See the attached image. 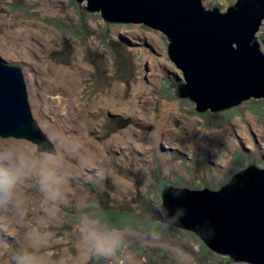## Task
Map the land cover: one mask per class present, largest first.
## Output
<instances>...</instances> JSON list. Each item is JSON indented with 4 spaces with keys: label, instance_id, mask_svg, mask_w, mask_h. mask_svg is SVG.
I'll list each match as a JSON object with an SVG mask.
<instances>
[{
    "label": "rangeland",
    "instance_id": "obj_1",
    "mask_svg": "<svg viewBox=\"0 0 264 264\" xmlns=\"http://www.w3.org/2000/svg\"><path fill=\"white\" fill-rule=\"evenodd\" d=\"M201 1L224 10L234 0ZM256 34H264V20ZM166 47L162 31L142 22H105L77 0H0V57L22 67L34 116L56 147L41 151L30 140L0 136V154L10 150L25 172L17 199L0 204V264L44 256L46 264H57L65 255L64 264H72L81 253L76 264H251L228 262L194 232L147 219L141 209L157 207L166 183L217 188L249 161L264 166V95L196 111L194 101L169 87L184 78ZM158 128L165 132L154 143ZM216 132L224 137L214 142ZM77 136L101 148L92 166L70 147ZM113 138L116 144L104 147ZM59 152L76 174L53 173L69 178L78 198L44 182V158ZM84 218L107 232L104 244H84L86 256L75 232ZM35 231L45 243L28 241Z\"/></svg>",
    "mask_w": 264,
    "mask_h": 264
},
{
    "label": "water",
    "instance_id": "obj_2",
    "mask_svg": "<svg viewBox=\"0 0 264 264\" xmlns=\"http://www.w3.org/2000/svg\"><path fill=\"white\" fill-rule=\"evenodd\" d=\"M105 22H142L162 31L167 54L184 80L169 87L195 102V110L232 107L264 95V0H234L224 10L201 0H77ZM86 2L85 4H83ZM259 37V40H258ZM0 136L34 142L56 152L34 116L25 73L0 57ZM156 205L141 204L147 219L194 232L226 261L264 264V166L254 161L235 170L217 188L166 183ZM225 261V262H226Z\"/></svg>",
    "mask_w": 264,
    "mask_h": 264
},
{
    "label": "bare ground",
    "instance_id": "obj_3",
    "mask_svg": "<svg viewBox=\"0 0 264 264\" xmlns=\"http://www.w3.org/2000/svg\"><path fill=\"white\" fill-rule=\"evenodd\" d=\"M32 32H33V34H36V31L35 32L32 31ZM27 41L30 43V39H27ZM33 46L35 47V44H33ZM4 53L6 54V56L12 54L11 52H8V51H5ZM28 59H30V58H28ZM256 97H258V96H256ZM71 106H72L73 110H75V107H73L72 104H71ZM75 114H77L76 110H75ZM254 126H255V124H254ZM46 128L48 129L47 125H46ZM162 129L163 128H158L153 133V139H154L153 142L154 143H158L159 139L162 138V135L165 132ZM169 132L170 131L165 133L166 134L165 137L166 138L168 137L169 139L170 138L171 139L174 138L173 134L169 133ZM220 132H216L215 134L211 133V135L213 137L212 140L214 142H216L218 139H221L222 137H224ZM55 133H56V131H55ZM56 136H58V135H56ZM69 140H70V138H69ZM115 142H116L115 138L110 139V140L105 142L104 147L106 146L107 148H109L111 146H114L116 144ZM117 143H119V142H117ZM70 147L72 149H74V153L76 151V153H79L81 155V156L79 155L80 156V161L83 164L88 165V166H92L93 164H95L96 161L98 160V158L101 157V148L95 142L91 141L89 138H85L84 139V137L77 136L75 138V140L70 144ZM58 150L60 151L59 147H58ZM28 153H29L28 150L21 153L22 160L28 158V156H29ZM57 154L58 155L49 154V155L45 156V158H44V162L42 164V168L43 169L41 170L42 171L41 174L43 175L44 182L46 184L47 183H50V184L53 183L56 186V189H57L58 192L64 193L67 196L68 195H76L77 194L78 195L77 198L80 197V195H79L80 193L78 191L75 194L74 188L71 187V185H70L69 178H67V177H65V178L64 177H58V176H56L53 173L54 171L59 170L60 168H63L64 172L67 175L76 174L75 166L72 165V164H69L68 162L65 161V159H63L61 156H59L60 152L57 153ZM97 164H99V163H97ZM85 165H84V167H85ZM119 179H120V181L125 182V180L123 178H119ZM39 208H42V206H39ZM42 210L44 212H46V213H52L51 210H48L45 207H43ZM75 232H76L78 244H79V246H81V249H83V251H84V248H86V246H84V244H87L89 242L90 243L95 242V243H97L99 245H102V244H104L106 242L107 236H105V234H107V232L101 231L100 227L97 225V223L92 222L91 220H88L86 218H84V220L82 221L79 229H77ZM43 237H44V235L41 234V232H39V231L36 232L35 231V232L30 233L29 238H27V239H28L29 242L37 245V244H41V243L43 244V242L44 243L46 242L45 238H43ZM85 251H87V250H85ZM85 251H84V254L86 256ZM66 258L67 257L65 255L63 260L56 261V263L57 264H64L66 262V260H67ZM80 258H83V254L82 253L78 256V258L72 259V264H76V262L78 260L80 261ZM47 260H48V256H44V257L39 258V259H37V258H28L27 260H24L20 264H46L48 262ZM136 262L138 264H142L140 261H136Z\"/></svg>",
    "mask_w": 264,
    "mask_h": 264
},
{
    "label": "clouds",
    "instance_id": "obj_4",
    "mask_svg": "<svg viewBox=\"0 0 264 264\" xmlns=\"http://www.w3.org/2000/svg\"><path fill=\"white\" fill-rule=\"evenodd\" d=\"M4 160L9 163L4 165ZM24 179L25 172L22 165L16 162L10 150L5 149L4 153L0 154V204H8L17 199L18 186Z\"/></svg>",
    "mask_w": 264,
    "mask_h": 264
}]
</instances>
